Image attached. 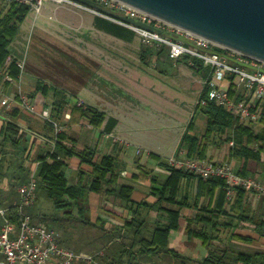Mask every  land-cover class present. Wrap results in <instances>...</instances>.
I'll return each instance as SVG.
<instances>
[{"label":"crops","instance_id":"1","mask_svg":"<svg viewBox=\"0 0 264 264\" xmlns=\"http://www.w3.org/2000/svg\"><path fill=\"white\" fill-rule=\"evenodd\" d=\"M29 12L33 13L30 9ZM26 16L8 47L10 53L7 62L12 58L19 61L20 55L16 46L19 42L15 43L14 40L20 31L26 30L23 28V23L27 21ZM94 16L97 15L70 4L44 2L39 13L36 16L33 14V20L29 23L25 71L21 73L19 80L11 81L5 79L11 78L10 76L0 72V167L2 168L0 209H7L8 205L18 200L17 187L13 189L10 186L13 177L23 178L26 182L27 177L24 173H30L33 167L37 169V158L45 156L49 149L52 134L45 126L44 120L37 115L23 112L15 102L18 82L28 94L34 92L39 82L49 87V92L38 112L47 111L48 116L56 115L65 126V134L74 140L77 151L85 148L94 150V160H99L104 155L116 158L114 165L117 174L116 184L110 187L103 186L100 192L88 195L84 222L81 223L77 217L73 224L75 230H70V234H67V241L79 247L78 252L71 251L94 256L97 262L94 260L93 264H105L103 262L126 264V261L131 259H135L139 264H168L175 253L178 255V260L185 261V264L188 262L201 264L212 247L211 243L218 242L245 255H264V228L255 229V226L249 222L238 224L235 218L238 212L244 210V213L253 218L255 223L264 225V196L246 192L243 199L236 203L233 211L231 205L236 199L233 194L228 200L230 203L224 205L223 213H215L214 216L207 214L204 217L210 219L211 223L202 226L194 220L195 215L201 214L203 208L213 202L214 192L198 188L196 179L183 177L178 182L177 191L169 194L163 190L164 182L170 175L169 171L149 156L153 154L165 161L178 152V157H185V147H179V142L192 115L191 134L197 137L203 135L204 117L201 113H196L202 116V120H198L202 131L197 133L194 121L196 114L193 113V109L202 94L204 78L191 69L188 60L187 62H184L183 58L176 61L169 60L165 48L146 46L135 34L133 39L127 42L95 29ZM52 19L56 22H50ZM92 33L102 34L104 41L115 39L131 43L137 39L141 48L137 57L130 61L128 60L130 55L126 54L125 47L121 48L124 52L99 44H91L80 49V47H71L68 44L71 40L64 38L70 39L73 35L85 38L87 34ZM145 48L149 53L142 63L139 56L141 50ZM164 63H170L175 68L174 76L168 79V83L165 80L166 71L159 69ZM151 66H156L154 70L156 72L150 71ZM200 66L207 70L205 66ZM229 83L226 79L217 85L226 88ZM113 87L125 93L126 98L123 101L126 109L150 105L165 108L171 102L174 114L180 122H184L186 116L191 114L185 121L184 127L173 138L172 150L169 153H161V150L153 152L149 149L146 153L142 152L143 147L138 146L139 142L131 134L134 130L122 125V120L116 115L118 113L103 109L111 99L109 95ZM71 97L77 98L76 101L81 103L71 104ZM142 101H145L146 105H142ZM175 101H177L176 106ZM35 102H39L38 95ZM76 104L81 105L82 108L90 107L104 113L105 119L101 126L97 129L90 126L88 118L74 108ZM185 104L190 107H184ZM108 105L117 110V103ZM109 118L114 119L116 124L109 134H105ZM7 121L17 126V137L21 136V140L16 145L3 142ZM84 122L86 128L81 127ZM209 141L205 143L206 157L210 161H222L230 165L239 162V169L242 168V160L230 157L228 151L224 153L216 151L215 139L210 141L212 142L210 145ZM132 146L136 148L134 152H129ZM211 148L216 152H212ZM68 163L72 167L78 166V161L75 159L69 160ZM80 167L86 172L89 170L85 165ZM64 173L69 182H72L75 172L66 169ZM255 176L260 175L256 173ZM118 186L130 188L128 202L118 197L116 191ZM212 207L210 204L209 209ZM27 209L32 211L31 208ZM168 210L179 213L178 227L175 231H170L166 242L165 249L168 252L140 250L144 243L143 239H151L152 231L156 226L169 223L166 215ZM200 227L213 238L209 247L188 234V230ZM135 230L139 232L134 233ZM91 246H94L92 251Z\"/></svg>","mask_w":264,"mask_h":264},{"label":"trees","instance_id":"2","mask_svg":"<svg viewBox=\"0 0 264 264\" xmlns=\"http://www.w3.org/2000/svg\"><path fill=\"white\" fill-rule=\"evenodd\" d=\"M29 7L25 5H20L16 3H10L5 0L0 2V72L7 74L13 80H18L20 74L17 68L16 58H12L9 62L6 59L9 57L8 47L12 39L16 36L19 25L22 23L24 17L28 14ZM93 27L104 33L110 34L123 41H131L134 37V32L116 24L106 18L100 16L93 17ZM148 49H142L140 53V61L144 63L146 56L148 55ZM184 62H187V58H183ZM193 71L200 73L204 80L207 78L208 70L203 69L199 64L195 66H190ZM230 82V79H228ZM231 96L235 95L232 91V85L229 83L226 87ZM208 88L205 86L202 89L201 97H205V93ZM49 87L42 85L39 82L36 85L34 92L28 94L26 97L33 103L37 101V95H40L42 101L48 95ZM237 98V97H236ZM15 101L18 98L15 97ZM45 107V104H44ZM80 111L81 115L88 118V124L93 128L97 129L101 126L105 115L96 109L85 107L82 108L81 105L76 104L75 107ZM252 110L259 114L258 123L261 124V128L255 131L253 128L245 124L241 119L235 114L226 111L223 107L217 106L212 101H206L205 105H200L197 102L194 106L193 113H201L204 117V133L201 137H197L191 134L193 129L191 116L188 121L185 130L183 131L179 147L184 146L186 153L185 158L196 159L199 161H210L206 157V146L205 143L208 140H212L215 137L221 138L225 136L224 140L227 142L232 141V146L228 149V154L230 157H236L242 160V168L236 171L237 174L243 177H247V165L249 161L258 164L261 167V172H259L261 182L264 183V102H259L252 107ZM49 119L53 122L58 121L56 115H50ZM45 126L53 132V125L51 122L45 120ZM116 124V121L112 118L107 120V126L104 131L105 134H109L112 127ZM5 132L3 142H9L11 144H18L21 140V136L17 137V126L11 121H7L5 124ZM53 147L50 144V148L46 151L45 156L38 157V166L36 169V190L35 195L41 194L46 200L50 202L52 208L56 212H60L61 216L56 214L50 215H39L34 212L29 211L25 208L26 212L30 216V220L33 224H40L45 226L47 229L53 230L56 227L58 230H62V222L71 221L72 224L75 223L77 217L80 222H84L85 217V207L88 205V195L90 193H98L101 191L103 186L110 187L116 184L117 174L114 170V165L116 163V158L110 155H104L99 160H94L95 152L90 148H85L84 150L77 151L75 149L74 140L68 137L64 130L56 133L52 138ZM152 159L158 161L159 165L165 166L169 171V176L166 178L163 190H166L169 194H173L178 189V182L183 177H190L197 180L198 188L208 189L214 192L213 202H210L207 207L203 208V212L196 214L194 220L201 224L202 226L211 223L210 219H205L204 216L213 215L215 213H223V207L226 203H230V199L226 197L225 183L223 180L218 178H210L203 180L199 177L190 174L189 172L170 166L167 160H161L159 157L149 154ZM175 157H178V152ZM75 159L78 161V166L72 167L69 165L68 161ZM85 165L88 167V172L84 171L80 166ZM0 167V177L1 174ZM26 169V168H24ZM69 169L75 172V177L72 182H69L64 171ZM24 176L29 177V172H25ZM27 182V181H26ZM23 178L13 177L11 180V188L20 187L26 183ZM117 195L120 199L125 202L129 201V194L131 192L130 188L124 186H118ZM216 192V193H215ZM246 190L243 188L235 189V201L231 205V209L235 211L236 203L242 200ZM210 204L212 208L209 209ZM7 215L13 217L14 210L12 205L7 206ZM168 217V222L162 226H156L151 234V239L145 240L141 245L142 251L149 252H168L166 248V242L170 231H175L178 227L177 219L179 218L178 211L168 210L166 212ZM235 218L237 223L249 222L251 225L255 226V229L264 228L262 223H255L253 218L247 216L243 211L238 212ZM1 219V218H0ZM192 222V219H191ZM51 225V226H50ZM133 225V222H131ZM139 230H135L134 233H138ZM188 234L192 237L199 239L203 245L206 247L210 246L213 238L208 234L204 228H195L188 230ZM65 240L59 241L57 238V243L64 247L62 244ZM211 249L208 250L206 258L201 262V264H264V255L254 254L245 255L236 252L226 246H223L220 242L216 244L211 243ZM174 258L168 262V264H185V261H179L178 255L173 254ZM103 261V260H102ZM107 264L106 262H103ZM73 264H93V263H83L81 261H76ZM108 264H118L108 263ZM126 264H139L135 259L126 261Z\"/></svg>","mask_w":264,"mask_h":264},{"label":"built area","instance_id":"3","mask_svg":"<svg viewBox=\"0 0 264 264\" xmlns=\"http://www.w3.org/2000/svg\"><path fill=\"white\" fill-rule=\"evenodd\" d=\"M20 5L28 6L36 16L44 2L55 4H70L89 11L94 15L106 18L119 24L138 36L140 42L146 46L163 47L166 49L169 60L176 61L186 57L189 66L197 64L205 66L208 70L203 87L208 90L205 97H199L197 102L205 105L206 101H212L217 106L238 116L242 122L254 124L259 120V114L252 107L259 102H264V63L247 58L236 52L221 48L216 44L185 32L169 25L153 16L126 5L117 0H92L108 11L126 16L158 30L168 33L171 37L158 34L155 31H146L135 26L122 23L95 9L89 8L71 0H5ZM181 37L192 45H187L177 38ZM230 59L249 65L251 69L238 65ZM24 59L17 62L19 77L22 73ZM8 81L12 79L5 78ZM230 79L233 96L224 87L217 83ZM15 101L20 109L28 114H34L47 120L53 125V136L61 131L56 122L49 119L43 112H37L26 96L17 94ZM237 97V98H236ZM53 147V140L50 142ZM232 141L229 145L232 146ZM167 163L199 177L203 180L218 178L225 183L226 197L230 199L236 188H243L246 192L257 196H264V183L256 179L240 176L232 170L226 162L199 161L196 159L179 158L172 156ZM36 168L33 167L25 184L17 188L18 200L12 204L14 215H7V209H0L2 225L0 227V264H73L76 261L93 263L90 255L75 253L57 243V234L54 230L47 229L40 224H33L25 208L30 206L35 198Z\"/></svg>","mask_w":264,"mask_h":264},{"label":"rangeland","instance_id":"4","mask_svg":"<svg viewBox=\"0 0 264 264\" xmlns=\"http://www.w3.org/2000/svg\"><path fill=\"white\" fill-rule=\"evenodd\" d=\"M32 16H33V13L29 12L28 15L26 16L27 21L23 23V28H25L26 30H23L22 32L20 31L14 40L15 43L19 42L16 45L17 51L20 55L19 61L24 59L22 74L25 71L24 66L26 63V59L28 57V53L26 52V49L28 48V47L26 48V41H27L29 23L31 22V20H33ZM50 22H56V20L52 19L50 20ZM64 38L67 40H71L68 43L71 47H74V48L80 47V49L89 47L91 44H99L102 46L117 48L116 50L118 52H124L123 49L121 48L125 47L126 52H127L126 54L130 55V57L128 58V60L130 59V61H133V59L137 57V54L139 53V50L141 48V45L137 39H134V41L131 43H125V42L115 40V39H109V41H104V36L99 33H92L91 35L87 34L85 38H82L80 36L76 37L75 35H73V37L70 39H68L67 37H64ZM128 50L130 52H128ZM149 69L152 73L156 72L154 71L156 70V66H151ZM159 69H164L166 71L167 77L165 80L168 83V79L174 76L175 68L170 63H164L160 66ZM16 94H21L22 96L28 95V92L23 89L20 82L17 83ZM109 97L111 99L108 101V104L114 105V103H117V106H116L117 110L115 111L114 108L112 106H109L108 104H105L104 105L105 108L103 109L105 111H111L112 113H115V114L118 113L116 115H118L119 118L122 120L123 122L122 125L128 129L134 130V132L131 134H133V137H135L137 141L139 142L138 146L143 147L144 150H141V149L140 150L144 153L147 152V149L153 152L161 150V153H165V152L169 153V151L172 150L173 138L177 136L180 129L184 127L185 121H187L189 117L191 116V114L190 116H188L189 115L188 114L186 118L184 119V122H180L178 118L176 117V114H174V111H173L174 109L172 107L173 103L171 102H169V105H166L165 108H161V107L156 108L150 105L148 107L147 106H137L132 109H130L129 107L128 109H126L125 101H123V99L126 98V95L120 89H117L116 87H113L112 93L109 95ZM38 98H39V102H34V101L33 103L31 102L37 112L40 111L41 104L43 103V101L42 102L40 101L42 100L40 95H38ZM76 99L77 98L71 97L70 103L71 104H75V102L78 103L79 101H76ZM103 99L105 98L103 97ZM47 101L49 102V100ZM106 103H107V100H106ZM176 103L177 101H175V104H174L175 106L177 105ZM141 104L146 105V102L142 101ZM184 107H190V106H188V104H185ZM22 111L24 112V110ZM43 113L48 116L47 111ZM31 115H34V114H31ZM198 120H202L201 114H196L194 118V121L196 124V132L201 133L202 128L200 126V123L198 124ZM56 124L58 128H60L61 130H64L65 126L63 122L58 120L56 121ZM85 125H86V122H84L81 127L86 128ZM248 125L249 127L253 128L255 131H258L259 128H261V124L258 122L254 124H248ZM51 134L53 137V132ZM224 138L225 136H222L221 138L219 137L214 138L215 143L217 145V147L215 148L216 151H219V152L222 151L223 153L228 151L230 145H229V142L224 140ZM51 141L52 139L50 140V142ZM210 141L208 142L209 145L212 144V142ZM50 147L51 146L49 144L48 148L51 149ZM134 148H136V146L130 147L129 152H134ZM211 150L212 152H216L214 148H211ZM179 158H185V157H179ZM230 166L232 167V170L236 173V171L239 169V162H236L234 165H230ZM247 168H248V173L246 174V176L251 179L256 178L258 181L261 182V179L258 176H255L256 173L260 174L259 172H261V167L258 164L252 161H249ZM28 208H31V210L34 213L39 214V215L45 214L48 216L50 214L52 215L56 214L58 217L61 216V213L54 211L50 202L46 200L41 194L37 196L35 195L34 201ZM1 225H2V220L0 219V227ZM62 225H63L62 230H58L56 227H54L53 229L54 232L57 234V238L59 239V241L61 240V242H62V239L65 240V242H63L62 244L63 246H65V248L78 252L79 247L75 243H72L71 241L69 242L67 241V238H68L67 234H70V230H73V231L75 230L73 229L72 222L65 221V222H62ZM93 248L94 246H91L90 250L92 251ZM83 250L84 249H81V251ZM93 258L95 260L94 256ZM95 262H97V260H95ZM188 264H193V263L188 262Z\"/></svg>","mask_w":264,"mask_h":264},{"label":"water","instance_id":"5","mask_svg":"<svg viewBox=\"0 0 264 264\" xmlns=\"http://www.w3.org/2000/svg\"><path fill=\"white\" fill-rule=\"evenodd\" d=\"M122 23L171 37L150 25L111 12L92 0H71ZM217 46L264 63V0H117ZM181 42L192 45L178 37ZM232 62L251 69L235 59Z\"/></svg>","mask_w":264,"mask_h":264}]
</instances>
